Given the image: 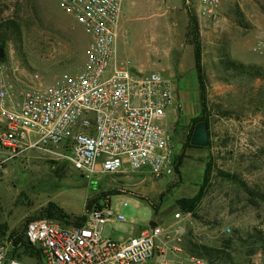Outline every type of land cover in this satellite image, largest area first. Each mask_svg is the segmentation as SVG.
Here are the masks:
<instances>
[{
    "label": "rangeland",
    "instance_id": "obj_1",
    "mask_svg": "<svg viewBox=\"0 0 264 264\" xmlns=\"http://www.w3.org/2000/svg\"><path fill=\"white\" fill-rule=\"evenodd\" d=\"M184 1L122 0L126 20H120L117 39V59L134 74L159 71L175 83L176 91L184 81L192 104L185 110L180 106L164 123L175 155L182 150L185 154L179 173L134 174L124 164V173L102 172L90 179L67 161L53 163L41 150L26 149L0 169V223L6 232L38 217L50 202L73 219L85 213L86 200L98 187H118L121 192L110 200L124 220L106 222L103 237L151 220L167 225L179 211L185 226L183 248L189 241L221 247L222 239L232 236L228 256L217 264H264V248L250 254L251 240H244L255 231L264 235V78L238 72L225 62L229 58L264 65L250 50L255 35L264 32V0H220L210 14L201 13L195 0H186L198 19L207 78L211 144L205 148L184 144L187 124L199 111ZM7 18L15 19L21 31L3 47L0 64L6 71L19 66L53 80L81 69L88 36L57 0H0V21ZM207 161L214 163V171L237 173L256 194L249 196L236 182L213 172L197 216L183 213L176 200L197 191Z\"/></svg>",
    "mask_w": 264,
    "mask_h": 264
},
{
    "label": "built area",
    "instance_id": "obj_2",
    "mask_svg": "<svg viewBox=\"0 0 264 264\" xmlns=\"http://www.w3.org/2000/svg\"><path fill=\"white\" fill-rule=\"evenodd\" d=\"M88 41L81 69L47 80L38 71L0 64V169L10 157L37 148L51 161H67L86 178L99 173H174V144L165 120L178 109L171 80L159 71L136 75L117 59L122 0H57ZM210 14L220 0H195ZM250 50L264 61V32ZM111 197V196H110ZM106 197L81 225L49 218L29 220L23 236L40 252L39 264H208L182 247L181 212L167 225L155 222L125 240L103 237L104 224L124 215ZM229 231V228L226 229ZM0 233V264H32L12 253Z\"/></svg>",
    "mask_w": 264,
    "mask_h": 264
},
{
    "label": "trees",
    "instance_id": "obj_3",
    "mask_svg": "<svg viewBox=\"0 0 264 264\" xmlns=\"http://www.w3.org/2000/svg\"><path fill=\"white\" fill-rule=\"evenodd\" d=\"M186 6V12L188 17V36L190 37L192 48H193V69L195 72L197 80V90H198V101H199V111L196 115L191 117L189 123L187 124V132L185 134L184 144L191 147H203V146H194L190 144L191 134L193 128L198 121L205 120L209 128V105L207 99V78L202 61V44L199 35V26L196 13L193 9H190L187 1H184ZM21 26L20 24L12 18L3 19L0 21V47H5L9 40H13L18 34H20ZM3 58H0V62ZM227 67L234 69L238 72L248 74L253 77H262L264 78V65L263 66H254L249 64H244L236 62L233 59L225 60ZM211 142H209V145ZM205 146V147H209ZM203 147V148H205ZM185 154L183 150L179 155L174 156V172L179 173V168L182 165V160ZM56 163L54 161H50ZM215 165L212 161H207L204 167L201 183L197 191L191 196H182L176 200L177 206L183 213L191 214L197 216V207L200 204L202 198L205 195L208 184L211 181L213 172L219 177L225 178L236 182L244 191L249 195L253 196L256 194L255 191L251 189L245 182V180L240 177L237 173L224 171L222 169H216L214 171ZM58 171V168L55 169ZM100 185V184H99ZM98 185V186H99ZM101 190V191H99ZM120 188L115 187L112 189L102 190L101 187H98V191L95 195H92L87 198L85 204V213L76 216L73 219L66 214L57 204L50 202L42 213L38 217H30L26 219L21 228L13 229L9 232L10 237L13 239V249L12 253L14 256H17L21 260L31 262L32 264H39L40 252L39 250L30 245L29 242L23 236V230L26 226V223L29 220L35 218H52L59 221L62 224L69 225H81L83 224L87 213L94 207H100L103 204V201L106 197H110L114 194L120 193ZM260 198L264 202V193L260 194ZM154 207H156L154 205ZM7 228L4 224L0 223V233H6ZM250 241V254L255 253L258 249L264 248V235L262 231H255L254 233H248L244 240ZM234 238L232 236H227L222 239L221 247H213L205 244H201L195 241H189L187 245H184V249L187 253L200 257L209 262V264H217L222 261L226 256H228V249L233 243ZM259 242V244H257ZM27 259V260H26Z\"/></svg>",
    "mask_w": 264,
    "mask_h": 264
},
{
    "label": "crops",
    "instance_id": "obj_4",
    "mask_svg": "<svg viewBox=\"0 0 264 264\" xmlns=\"http://www.w3.org/2000/svg\"><path fill=\"white\" fill-rule=\"evenodd\" d=\"M126 8H127V6H125V9ZM120 20H122V21L126 20V10L125 11L122 10L121 19ZM178 84L181 85V86H179L180 89H181L180 91L179 90L176 91V88H175L176 85L172 81L174 101H175L176 105H180L183 108V110H185L187 108H190V104H192V103L189 102L190 98L187 95L186 87H184L185 86L184 85V81L181 80V81L178 82ZM176 109H173L171 112L168 113L166 120L168 118L172 117V115L176 111ZM139 173L141 174L142 172H135L134 174H139ZM139 181H141V180H139ZM172 220H170V222ZM110 221H112V220H110ZM151 222L155 223L157 221L156 220H151L148 224H139V225L130 224L128 226V228L123 229L122 231L113 232V234L108 236V238H113V239H116V240H125V239L129 238L130 236L138 233L140 230L144 229L145 227H147ZM182 243H184V238L182 239ZM156 261H157V258H154L153 260L146 261L143 264H155Z\"/></svg>",
    "mask_w": 264,
    "mask_h": 264
},
{
    "label": "water",
    "instance_id": "obj_5",
    "mask_svg": "<svg viewBox=\"0 0 264 264\" xmlns=\"http://www.w3.org/2000/svg\"><path fill=\"white\" fill-rule=\"evenodd\" d=\"M4 57V49L0 47V58ZM190 144L194 146H207L209 144V130L208 125L205 120L198 121L191 134ZM150 225H154V222H151Z\"/></svg>",
    "mask_w": 264,
    "mask_h": 264
}]
</instances>
